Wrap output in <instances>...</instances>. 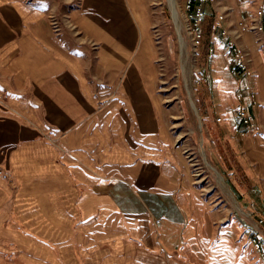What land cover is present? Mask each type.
<instances>
[{
  "label": "rangeland",
  "instance_id": "rangeland-1",
  "mask_svg": "<svg viewBox=\"0 0 264 264\" xmlns=\"http://www.w3.org/2000/svg\"><path fill=\"white\" fill-rule=\"evenodd\" d=\"M174 1L173 7L170 0H0V18L25 21L37 14L45 31L53 38L62 35L63 47L80 62L91 92L85 132L99 135L92 151L80 148L91 159L82 164L83 182L89 184L92 175L96 191H108L116 202L125 196L131 209L138 200L125 195L128 191L180 193L194 233L178 247L180 264H264V27L258 21L264 0L206 5L196 44L184 0ZM83 24L97 28V38ZM229 42L243 54L250 77L236 67ZM36 96L35 123L25 112H11L10 94L1 89L0 110L39 125L44 140L59 151L61 140L82 125L58 121L55 108ZM242 104L252 118L249 129L235 113ZM11 245L23 256L19 264L31 261L27 247ZM131 245L125 256L143 254L138 244ZM11 249L7 256L18 253ZM69 252L63 264H80Z\"/></svg>",
  "mask_w": 264,
  "mask_h": 264
},
{
  "label": "crops",
  "instance_id": "crops-1",
  "mask_svg": "<svg viewBox=\"0 0 264 264\" xmlns=\"http://www.w3.org/2000/svg\"><path fill=\"white\" fill-rule=\"evenodd\" d=\"M5 16L11 20L0 18V89L10 94L11 112L20 110L28 114L27 120L38 121L32 109L37 94L45 106L55 108L58 121L82 126L61 140L57 151L44 140L39 125L0 110V264H19V257L23 258L10 248L11 243L30 250L27 264H63L69 251L80 264H180L178 247L194 238L187 227L182 195L128 191L125 195L138 200L131 209L125 196L116 202L108 191H96L99 185L92 175L89 184L81 180L82 164L89 165L91 159L80 148L92 151L99 135L85 132L91 92L83 84L80 62L63 47L62 35L53 38L45 31L42 17L34 14L23 21ZM10 22L14 25H8ZM20 23L29 29L16 25ZM83 27L97 38V28ZM118 54L117 60L122 61L123 55ZM131 243L138 244L143 254L125 256L134 249ZM119 247L122 253H116ZM9 249L18 253L7 256ZM9 257L10 261L4 259Z\"/></svg>",
  "mask_w": 264,
  "mask_h": 264
},
{
  "label": "built area",
  "instance_id": "built-area-1",
  "mask_svg": "<svg viewBox=\"0 0 264 264\" xmlns=\"http://www.w3.org/2000/svg\"><path fill=\"white\" fill-rule=\"evenodd\" d=\"M213 1L214 0H184L183 2L184 14L188 23V32L195 44L196 42L202 40V28L206 17L205 6L212 5ZM217 19L218 21L223 20L221 16H219ZM258 21L259 27L262 29L264 27V7L260 8L258 11ZM228 45L231 46V49L234 53L235 63L238 70L241 71L245 77H250L251 72L243 54L236 48V46H233L231 42H229ZM206 54L209 58H212L214 50L209 48ZM237 101L239 102L238 105H240L241 103L239 96H237ZM235 113L243 123L244 127L249 129L251 127L252 118L247 115L245 105L242 104V106L235 107ZM234 131L235 133H239V130L237 129ZM251 245L257 252H260L259 248L261 247L259 241H257V238H252Z\"/></svg>",
  "mask_w": 264,
  "mask_h": 264
},
{
  "label": "bare ground",
  "instance_id": "bare-ground-1",
  "mask_svg": "<svg viewBox=\"0 0 264 264\" xmlns=\"http://www.w3.org/2000/svg\"><path fill=\"white\" fill-rule=\"evenodd\" d=\"M170 2H171V4L173 5V7H174V5H175V1L174 0H170ZM172 11H173V14H174V16H175V18H176V10H174L173 8H172ZM142 39V38H141ZM221 181V180H220ZM222 182V181H221Z\"/></svg>",
  "mask_w": 264,
  "mask_h": 264
}]
</instances>
